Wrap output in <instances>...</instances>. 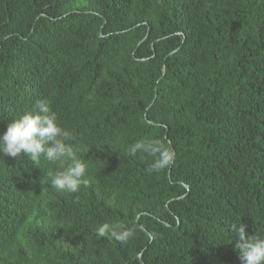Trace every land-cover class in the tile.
Segmentation results:
<instances>
[{"label": "trees", "instance_id": "1", "mask_svg": "<svg viewBox=\"0 0 264 264\" xmlns=\"http://www.w3.org/2000/svg\"><path fill=\"white\" fill-rule=\"evenodd\" d=\"M38 100L89 183L0 155V264H241L229 227L264 235V0H0V133Z\"/></svg>", "mask_w": 264, "mask_h": 264}, {"label": "clouds", "instance_id": "2", "mask_svg": "<svg viewBox=\"0 0 264 264\" xmlns=\"http://www.w3.org/2000/svg\"><path fill=\"white\" fill-rule=\"evenodd\" d=\"M73 134L57 123L56 113L49 103L38 100L31 110L11 119L6 131L0 133V155L13 158L26 156L33 164L39 165L41 157L61 169L50 175V187L67 193H77L82 185L89 183L86 178L87 166L74 154ZM71 141V142H70ZM131 154L143 153L152 158L148 171L158 173L170 167L175 161V152L157 138H141L129 146ZM67 163L66 166L65 162ZM101 238L127 243L134 231L125 225L103 223L96 228ZM234 250L241 264H264V235H248L244 225L232 224Z\"/></svg>", "mask_w": 264, "mask_h": 264}]
</instances>
